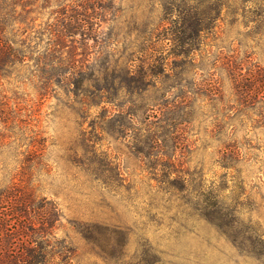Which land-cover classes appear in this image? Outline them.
I'll list each match as a JSON object with an SVG mask.
<instances>
[{
  "label": "rangeland",
  "instance_id": "1",
  "mask_svg": "<svg viewBox=\"0 0 264 264\" xmlns=\"http://www.w3.org/2000/svg\"><path fill=\"white\" fill-rule=\"evenodd\" d=\"M162 1L117 0L90 51L119 69L142 51L166 56L177 11ZM186 1L208 13L214 0ZM220 1L228 7L199 45L188 41L187 63L163 55L158 89L142 97L120 91L88 107L34 60L0 79V192L16 182L55 203L52 264H264V0ZM29 34L44 52L47 37ZM167 100L183 121L155 130V145Z\"/></svg>",
  "mask_w": 264,
  "mask_h": 264
},
{
  "label": "trees",
  "instance_id": "2",
  "mask_svg": "<svg viewBox=\"0 0 264 264\" xmlns=\"http://www.w3.org/2000/svg\"><path fill=\"white\" fill-rule=\"evenodd\" d=\"M116 1L0 0V79L18 72L26 60H34L48 81L56 79L62 89L73 93L79 98V103L88 107L99 102H119L120 91L142 97L149 89L157 90L160 83L158 77L166 71L160 66L164 53L142 51L137 56L129 55L123 59L124 66L121 64L119 69L111 66L109 55L99 56V51H90L87 42L103 41L100 23L106 22L107 16H110V22H116L114 13L119 11L116 10ZM176 1L159 2L164 11L169 8L177 11L175 19L171 21V34H175L171 39L174 45L164 55L165 58H173L175 67L187 63L190 53L196 50L188 41L195 42L196 39L199 45L205 31L215 27L221 12L228 7L223 6L220 0H214L208 13H202L198 11L200 5H190L185 0H180L181 4L178 5ZM248 2L250 0H244L243 3L246 5ZM149 10L155 14L154 9ZM39 18H43L42 22L37 23ZM139 25L147 30L149 23L145 20ZM34 29L36 33L47 37L42 46L44 52L39 54L29 42L32 39L29 31ZM77 35L81 37L79 40L74 37ZM92 52L97 53L93 62L90 61ZM101 59L102 62L96 66L95 63ZM128 61L138 64L136 67L132 63L127 65ZM254 80L256 76L252 74L247 78L251 83ZM212 86L210 84L211 89ZM247 87L251 90V86ZM162 106L165 110L160 111V118L154 116L157 123H154L152 132L149 131L152 144L155 145L163 141L162 136L157 135L160 129L183 121L179 115L169 117L172 112L177 113L181 109V103L167 100ZM160 154L164 153L157 155ZM172 167L173 171L167 170L168 174L162 180L171 189L177 188L176 184L179 183L178 177L171 178V174L176 172L174 165ZM15 183L7 186L8 191L0 192V264H52L48 248L52 241V230L60 218V210L52 201L45 197L38 198L26 186H17Z\"/></svg>",
  "mask_w": 264,
  "mask_h": 264
}]
</instances>
